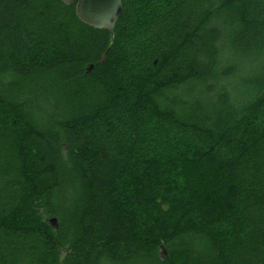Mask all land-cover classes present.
Listing matches in <instances>:
<instances>
[{"label": "trees", "instance_id": "1", "mask_svg": "<svg viewBox=\"0 0 264 264\" xmlns=\"http://www.w3.org/2000/svg\"><path fill=\"white\" fill-rule=\"evenodd\" d=\"M121 3L0 0V264H264V0Z\"/></svg>", "mask_w": 264, "mask_h": 264}, {"label": "water", "instance_id": "2", "mask_svg": "<svg viewBox=\"0 0 264 264\" xmlns=\"http://www.w3.org/2000/svg\"><path fill=\"white\" fill-rule=\"evenodd\" d=\"M66 5L75 3V12L80 21L99 29L111 31L120 13L121 0H60ZM92 64L87 67V71ZM51 225L55 226V219L51 218ZM164 253V252H163Z\"/></svg>", "mask_w": 264, "mask_h": 264}]
</instances>
